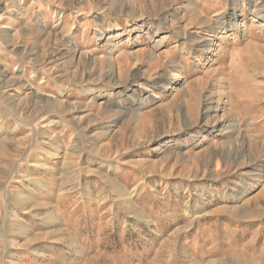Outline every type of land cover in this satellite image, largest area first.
Returning a JSON list of instances; mask_svg holds the SVG:
<instances>
[{
    "label": "rangeland",
    "instance_id": "1",
    "mask_svg": "<svg viewBox=\"0 0 264 264\" xmlns=\"http://www.w3.org/2000/svg\"><path fill=\"white\" fill-rule=\"evenodd\" d=\"M263 10L0 0V264H264Z\"/></svg>",
    "mask_w": 264,
    "mask_h": 264
},
{
    "label": "bare ground",
    "instance_id": "2",
    "mask_svg": "<svg viewBox=\"0 0 264 264\" xmlns=\"http://www.w3.org/2000/svg\"><path fill=\"white\" fill-rule=\"evenodd\" d=\"M256 10V9H255ZM259 10V9H258ZM257 11V10H256ZM260 11V10H259ZM264 11V10H263ZM264 13V12H263ZM237 16H238V13H234V19H236L237 18ZM223 24V23H222ZM216 26V25H215ZM206 48V47H205ZM63 53V52H62ZM154 98H157L158 96L157 95H154L153 96ZM213 108H216V105H213V104H210L209 105V108L208 109H213Z\"/></svg>",
    "mask_w": 264,
    "mask_h": 264
},
{
    "label": "crops",
    "instance_id": "3",
    "mask_svg": "<svg viewBox=\"0 0 264 264\" xmlns=\"http://www.w3.org/2000/svg\"><path fill=\"white\" fill-rule=\"evenodd\" d=\"M42 18H43V16H42ZM106 29H108V28H105V30H106Z\"/></svg>",
    "mask_w": 264,
    "mask_h": 264
}]
</instances>
